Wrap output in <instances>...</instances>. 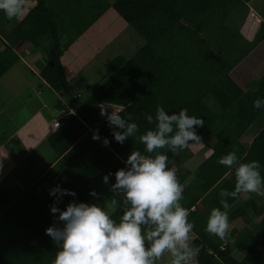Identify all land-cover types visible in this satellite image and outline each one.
Here are the masks:
<instances>
[{
  "label": "trees",
  "instance_id": "trees-1",
  "mask_svg": "<svg viewBox=\"0 0 264 264\" xmlns=\"http://www.w3.org/2000/svg\"><path fill=\"white\" fill-rule=\"evenodd\" d=\"M250 1L116 0L110 5L107 0H36L20 20L18 16L9 19L0 11V34L5 38L0 78L19 60V54L48 40L51 47L40 75L60 94L68 86L61 62L65 51L110 7L144 41L132 57L113 58L105 79L88 98L71 105L74 113L66 108L63 125L48 137L58 157L54 172L62 180V188L76 192L75 197L65 195L58 207L63 209L70 200L88 203L93 199L89 196L92 189L107 192L103 176L123 168L131 150L144 154V146L135 138L122 145L115 142L100 116L102 104L112 105L124 118L131 116L138 134L154 127L144 115L154 116L158 104L169 114L187 108L188 115L204 121L196 128L202 144L176 154L166 148L159 151L168 155V163L177 161L180 183L193 175L180 202L190 210L188 219L195 234L192 245L200 247L197 264H264V200L260 204L247 202L253 214L261 217L255 233L245 228L243 233H228L220 239L204 230L211 208L220 207V189L231 191L235 184L233 173L216 162L220 156L235 149L242 162L259 161L264 177V124L248 146L241 142L246 130L264 113L252 106L255 99L264 98V21L251 41L227 25L234 22L231 14ZM10 24L13 27L4 34ZM259 51L260 62L255 64L252 56L258 59ZM207 96L220 106L219 115L205 104ZM58 108H63L61 102ZM94 130L99 131L101 140L108 138V146L92 139ZM211 140L214 143L209 147ZM202 149L210 152L204 160L196 156ZM41 182L15 201L0 187V264H50L54 258L55 245L44 233L54 223L49 207L54 198L36 193ZM109 182L114 183V175ZM240 195L228 198L230 207ZM193 207L199 213L191 211ZM111 214L118 219V205ZM245 215L238 207L230 219L241 216L248 223Z\"/></svg>",
  "mask_w": 264,
  "mask_h": 264
},
{
  "label": "clouds",
  "instance_id": "clouds-1",
  "mask_svg": "<svg viewBox=\"0 0 264 264\" xmlns=\"http://www.w3.org/2000/svg\"><path fill=\"white\" fill-rule=\"evenodd\" d=\"M0 11L9 19L17 17L23 11L22 0H0ZM252 106L264 109V98L258 97ZM100 116L105 118L115 142L122 145L126 139L135 138L144 146V154L131 150L123 168L102 178L113 196L111 203H118V219L100 203L70 200L61 209L57 203L65 195L75 197L76 192L59 184L48 190L54 198L49 206L54 223L44 233L56 248L50 264H156L165 253L170 257L169 264H197L200 247L189 243L193 229L188 219L190 210L180 202L184 186L175 169L168 166V155L159 150L166 148L176 154L202 144L196 128L204 121L188 115L187 108L169 114L158 104L154 116L144 115L154 127L138 134L137 123L131 116L122 117L119 110L106 112L101 107ZM92 139L104 146L109 144L107 137L101 140L98 130L93 131ZM216 162L233 173L235 184L231 191L220 189V207L211 208L204 230L224 239L230 227L228 198L246 193L264 195V177L259 161L242 162L235 149ZM113 175L114 183H110ZM89 196L99 198L101 194L92 189Z\"/></svg>",
  "mask_w": 264,
  "mask_h": 264
},
{
  "label": "crops",
  "instance_id": "crops-1",
  "mask_svg": "<svg viewBox=\"0 0 264 264\" xmlns=\"http://www.w3.org/2000/svg\"><path fill=\"white\" fill-rule=\"evenodd\" d=\"M29 1L22 0V5L31 6ZM23 14L21 13L17 19H22L27 13ZM250 20L252 22L250 26H247L248 24L243 20L236 23L235 28L247 41L254 38L261 22L255 21L254 18ZM0 38L2 39V41L0 39V43L3 46L0 51H2L5 38L4 36ZM78 42L76 41L70 46L61 58L66 78V53ZM50 47L51 43L47 40L46 45L44 44L43 47L32 46L26 49L19 54V60L0 78V187L7 192L12 201L20 198L38 181L42 182L36 189V193L42 196L45 195L48 198H53L48 195L50 188L57 184L62 188L63 182L54 172L58 157L49 145L48 137L57 128L54 127V122L60 119L61 110L66 111L67 108L69 111H74V109L71 107L73 101L70 99L65 102L61 97L62 94L54 91L40 75V69L45 66L42 63H45L46 54ZM79 49H81L80 45ZM81 56V51L78 55L75 53L72 57L74 62H71L80 61ZM67 64L69 63L67 62ZM60 102L63 107L61 109L58 108ZM209 154L210 152L208 153L206 149H202L197 152L196 156L200 160H204ZM168 166L174 168L177 175V161L169 162ZM192 179L193 175L181 183L184 189L190 186ZM183 194L185 193L183 192ZM246 194L250 199L245 201L242 199L243 194H241L238 200L227 210L230 224L228 231L230 233L234 232L239 220L243 218L240 216L232 220L230 219L231 212L244 202L247 205V202L256 195V193L254 195ZM106 204L104 207H106ZM191 211L199 213L194 207L191 208ZM200 213L204 212L200 211ZM190 222L192 223V220ZM194 239L195 234L192 231L189 243L192 244ZM160 264H167V262Z\"/></svg>",
  "mask_w": 264,
  "mask_h": 264
},
{
  "label": "rangeland",
  "instance_id": "rangeland-1",
  "mask_svg": "<svg viewBox=\"0 0 264 264\" xmlns=\"http://www.w3.org/2000/svg\"><path fill=\"white\" fill-rule=\"evenodd\" d=\"M33 1L34 0L29 1L31 3V6L27 4L22 5V13L26 14L31 10L32 4L35 3ZM107 1L110 5H112L116 0ZM230 18L234 22L229 21L227 22V25L233 29L236 28V23H240L242 19L246 22V24H248L247 26H250L252 24L250 19L253 18L257 22L264 21V0H251L248 5H246V7H239V9L233 12ZM12 27L13 24L6 26L3 31L4 34L8 33ZM1 36L3 37V35L0 34V37ZM65 39L66 38L64 37L62 39V42L65 43ZM46 41L47 40L43 41L45 45ZM77 41L79 42L75 46L70 48V50H68V52L66 53L65 67L68 86L61 93V97H63V100L65 102H68L70 99L73 101L72 106H76L80 101L88 98L94 92L98 85L108 75L109 70L107 68V64L110 63L113 58L117 56H123L128 59L132 57L144 44L143 39H141L137 35V33L114 12L112 7H110L105 12V14L99 20H97V22ZM79 45L81 46V49H79ZM1 48H3V46L0 43V49ZM79 51H81L82 53L81 60L73 63L74 61L72 57L75 55V53L78 55ZM260 55L261 52L259 51L258 55L256 54L258 59H255V55L252 56L255 60V64L256 62H260ZM46 62L47 58L45 59V63ZM67 62L69 64L66 65ZM40 66L42 67L43 65ZM42 70L43 69H40V72ZM204 102L215 114L219 115L221 113L220 106L211 96H207ZM100 107H104L106 112L117 110L115 107L109 104H102ZM263 124L264 113L246 130L241 138V142L245 146H248L256 133L261 129ZM213 143L214 140H211L208 146L211 147ZM100 194L101 196L99 198H93L88 203H100L102 206L107 203L105 208L112 213L118 203L117 205H113L111 203L113 196L111 193H109V190H107V192H101ZM242 199L246 201L250 198L247 194H243ZM252 200L260 204L264 200V195L256 194L251 198V201ZM240 207L243 209H247L245 210L247 213L245 216L249 217L248 223L244 220L245 218L243 217V220H239L236 228L234 229V232L230 233L228 231L230 236L243 233L245 228L249 232L255 233L257 228L259 227V220L261 217L253 214V212L251 211V209H249L245 202L242 203ZM226 236L229 235L227 234ZM225 245L226 242H223L221 248L223 249ZM235 245L236 243L232 244L233 247ZM169 260V255L165 253L159 261H156V264H160L162 262H167V264H169Z\"/></svg>",
  "mask_w": 264,
  "mask_h": 264
},
{
  "label": "built area",
  "instance_id": "built-area-1",
  "mask_svg": "<svg viewBox=\"0 0 264 264\" xmlns=\"http://www.w3.org/2000/svg\"><path fill=\"white\" fill-rule=\"evenodd\" d=\"M65 116H67L66 112L64 110H61V117L58 121L54 122V127H60L61 125H63L62 123V118H64Z\"/></svg>",
  "mask_w": 264,
  "mask_h": 264
}]
</instances>
